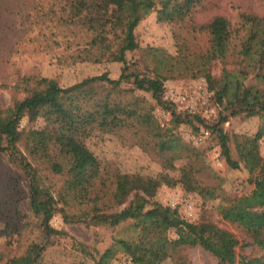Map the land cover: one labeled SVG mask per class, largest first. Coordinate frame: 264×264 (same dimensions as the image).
Returning a JSON list of instances; mask_svg holds the SVG:
<instances>
[{"label": "trees", "instance_id": "16d2710c", "mask_svg": "<svg viewBox=\"0 0 264 264\" xmlns=\"http://www.w3.org/2000/svg\"><path fill=\"white\" fill-rule=\"evenodd\" d=\"M206 1L65 0L68 24L79 26L88 37L77 57L92 63L118 62L123 67L117 79L103 73L68 87L50 84L44 93H35L32 97L16 100L6 109L0 108V152L14 160L28 179L29 209L39 218L45 238L58 234L50 221L60 210L65 221L71 217L112 228L129 222L133 235L128 239H115V245L129 255L134 264H162L175 250L196 246L209 252L218 264H237L239 241L232 233L209 221L188 222L176 209L149 205L162 185H180L204 200L215 198L214 190L203 186L195 177L200 171L197 160L201 155L189 150L174 132L180 124L194 126L197 123L214 135L229 168L240 169L243 163L249 174L248 180L253 184L250 194L242 201L233 200L219 206L218 212L222 220L247 234L250 243L242 246H255L263 252L264 259V157L259 153V140L264 137V15H241L243 34L237 56L245 65L238 74L223 69L219 78L212 75L213 63L225 60L229 52L235 50L232 42L234 35L239 34L224 17H214L203 27L209 43L204 53H189L185 45H179L177 56L170 58L157 49H149L147 55H151V61L143 64L150 74L140 71L136 63H130L126 58V53L138 49L134 30L150 12L157 11L159 22L181 23ZM249 74H254L255 83L245 85ZM176 76L205 79L215 102L224 108V113L219 114L214 124L206 125L198 115L181 116L172 111V128L158 126L152 107L145 106L144 99L147 98L144 95H148L155 105L167 108L164 82ZM126 85L130 88H125ZM99 101H104L103 113L98 104H92ZM109 110L115 112L114 129L133 130L138 136L145 133L153 140L155 150L149 148L163 158L159 174L145 177L119 173L114 177L113 190H109L110 185L103 179L101 162L82 141L87 129L102 122ZM243 113L261 121L257 131L253 136L230 137L223 124L230 117ZM24 117L29 123L42 119L44 125L20 130ZM231 142L237 159L233 158ZM171 154H179L186 160L175 176L166 171L173 167L167 157ZM38 166L62 177L56 196L41 186ZM58 203L64 206L58 209ZM76 205L86 208L69 215L71 207ZM120 206L121 209L109 212ZM2 215L0 212V220ZM173 230L176 237L171 239L169 233ZM45 248V245L34 244L25 257L12 258L9 264H42ZM114 253L112 248L105 250L97 264H109Z\"/></svg>", "mask_w": 264, "mask_h": 264}, {"label": "rangeland", "instance_id": "374dc122", "mask_svg": "<svg viewBox=\"0 0 264 264\" xmlns=\"http://www.w3.org/2000/svg\"><path fill=\"white\" fill-rule=\"evenodd\" d=\"M242 14L263 16L264 0H207L181 23L159 22L157 11L154 10L135 28L138 49L126 53L127 61L136 63L140 71L150 74L143 64L151 61V55H147L149 49H157L170 58L177 56L179 45H185L189 53H204L209 43L208 33L203 27L214 17H224L239 34L234 35L232 42L235 50H231L225 60L213 63L212 75L219 78L223 69L238 74L245 65L237 56L239 40L243 34ZM68 20L65 0H0V108L6 109L16 100L32 97L35 93H44L50 84L68 87L103 73H107L111 79L120 76L123 67L121 63H92L77 57L88 37L79 26L69 25ZM244 83L254 84V74H249ZM164 87L167 108L155 105L148 95H144L147 98L144 99L145 106L152 107V115L161 129L172 128V111L181 116L198 115L206 125L214 124L219 114L224 113V108L215 102L213 92L208 91L203 77L168 78ZM125 88H130V85ZM92 104H98L103 113L104 101ZM114 117L115 112L109 110L104 115V120L90 126L82 137L85 145L101 162L103 179L110 185V191L114 188L112 183L116 174L154 177L162 171L163 162V158L155 153L154 142L149 136L145 133L138 136L133 130L114 129ZM260 122L257 117H248L243 113L230 117L223 124V129L230 137L253 136ZM43 125L42 119L29 123L24 117L20 122V130L26 131ZM174 132L189 150L201 155L197 160L200 171L195 177L203 186L214 190L215 198L204 200L180 185H162L150 199L149 205L159 204L176 209L182 219L191 223H214L232 233L239 241L236 248L237 264H264L263 252L252 245L243 247V244L250 243L247 234L236 225L222 220L218 212L219 206L227 205L233 200L242 201L253 189L243 163L240 164V169L229 168L220 154L214 135L202 125L183 123L174 128ZM231 148L233 158L237 159L233 142ZM20 149L23 151V146L20 145ZM259 153L264 157V137L259 140ZM167 157L173 167L166 171L175 176L186 160L179 154ZM191 157L195 159L194 154ZM37 169L41 186L56 196L62 185V177L52 175L42 166ZM63 206L58 203L57 208L61 209ZM85 208L76 205L71 207L68 214H77ZM121 208L122 206L114 207L109 212ZM0 212H3L0 220V264H9L12 258L25 257L34 244L46 246L42 264H97L100 256L109 248L115 251L109 264H134L130 256L115 245V239H128L133 235L129 222L112 228L71 217L65 221L59 210L50 221L51 227L58 234L45 238L39 218L29 209L28 179L17 163L2 152ZM169 237H176L174 230L170 231ZM162 264L218 262L209 252L196 246L175 250L173 256Z\"/></svg>", "mask_w": 264, "mask_h": 264}]
</instances>
